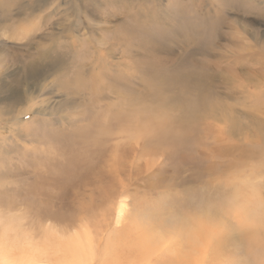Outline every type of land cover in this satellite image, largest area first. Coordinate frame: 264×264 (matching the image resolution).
Wrapping results in <instances>:
<instances>
[{"label":"rangeland","instance_id":"rangeland-1","mask_svg":"<svg viewBox=\"0 0 264 264\" xmlns=\"http://www.w3.org/2000/svg\"><path fill=\"white\" fill-rule=\"evenodd\" d=\"M211 24L220 27L211 43L213 45L204 50V29ZM153 38H156L155 42L150 41ZM156 41L159 47L155 46ZM154 47L159 50L153 51ZM130 52H134V56ZM147 58L164 59L166 66L163 68L167 74L173 78V72L181 75L180 81L165 92L167 113H163L169 117H182L187 113V106L184 107L182 102L190 104L194 92L183 76L192 69L194 61L207 63L211 81L207 79L204 91L209 99L207 108L211 117L205 120L212 127L211 133L205 138L201 136L203 140L193 142V145L177 139L179 133L164 143L159 135L145 129L146 133H141L143 138H135L133 144L127 141L131 147L124 142L120 148L123 161L110 192L100 198L88 199L85 188L78 187V181L87 176L66 179L62 173L63 165L57 164L54 154L60 145H65L68 135L85 124L84 121L88 122V116H92L90 108L94 109L95 103H106L105 100L98 103L95 96L111 91L109 86L113 87V82L118 86L114 88L117 104L120 102L118 96H127L126 87L130 84L136 86L129 87L132 91L129 94L133 96L134 91L143 93L152 86L149 83L152 80L139 73L140 68L152 67ZM131 76L142 78L132 80ZM82 80H87V84L98 80L96 94L93 98L88 92L84 93L77 99L81 106L74 109V99L68 88L76 89V83ZM122 80L128 86L123 85ZM139 81L145 82V86L142 82L141 87ZM138 87L142 90L139 93ZM149 98L142 96L144 108L159 107L158 101ZM142 106L131 114L141 117L142 111L139 110ZM147 113L143 116L153 118L155 115ZM71 120L74 123H70ZM55 136L59 138L56 141ZM186 136L189 135L186 133ZM139 140L144 141L139 144ZM232 163H237L239 168L231 169ZM205 166L213 167L215 175L210 170L203 174ZM232 178L238 181L234 182L235 189L232 188L230 193L228 183ZM247 184L249 188H245ZM215 185L220 188L214 190L217 189ZM222 190H228L225 192L227 197L223 198L225 203L232 200L229 194L234 195L236 190L240 200V195L242 198L251 196V202H254L257 195L264 204V0H0L1 260L8 257L13 264H176L183 259L180 255L184 249L179 246V241L192 239L194 243L182 252L195 254L191 264H236L232 255L241 257L244 263L240 260L238 264H264V256L258 257V252L250 255L244 242L240 245V252L235 253L233 247H230L231 252L230 248L225 249L224 263L212 262L213 256L205 253L207 250L219 252L212 247L216 241H211L205 248L202 240L208 241L197 236L194 230L197 222L193 221L191 214H196L195 209L200 211L204 201L215 207ZM254 191L257 194L253 195ZM125 192L130 195L127 197ZM181 198L184 201L180 202ZM82 200H86L84 205L87 207L80 205ZM122 202L126 206H122ZM248 207V216L239 213L236 206H232L230 212L221 210L223 215L215 209L214 221H217L209 227L210 231L219 235L229 226L227 233H234L232 237H237L234 229L238 227L239 230V225L243 223V227H247L255 223L264 233V220L254 219ZM258 212L261 216L256 217L264 215ZM177 217H184L186 221L183 220L182 224ZM163 220L168 222L166 227L162 226L166 224ZM252 255H256V260Z\"/></svg>","mask_w":264,"mask_h":264},{"label":"bare ground","instance_id":"bare-ground-1","mask_svg":"<svg viewBox=\"0 0 264 264\" xmlns=\"http://www.w3.org/2000/svg\"><path fill=\"white\" fill-rule=\"evenodd\" d=\"M236 1V0H235ZM178 14V13H177ZM139 15V14H138ZM186 15V14H185ZM181 16V15H180ZM189 16V15H188ZM132 17V16H131ZM192 17V16H191ZM190 17V20H192ZM194 17V16H193ZM146 18V17H145ZM145 18H144V23L146 22L145 21ZM148 18V17H147ZM142 20H143V17H142ZM148 20V19H147ZM189 20V19H188ZM140 21V20H139ZM138 21V22H139ZM161 21V20H160ZM179 21V20H178ZM148 22V21H147ZM146 22V23H147ZM186 22V21H185ZM163 23V22H162ZM181 23V22H179ZM187 23V22H186ZM193 23V22H192ZM190 23V24H192ZM140 24V23H139ZM164 24V23H163ZM169 25V24H168ZM205 25V24H204ZM212 25V24H211ZM206 25L205 27V42L204 44L202 45L203 49L206 50L210 48V45H213L211 44L213 42V40L215 39V35L216 33L218 32V28L220 27V25L218 24H215V25ZM163 26V25H162ZM179 26V25H178ZM193 26V25H192ZM201 26H203V24H201ZM161 27V26H160ZM130 28V27H129ZM133 28V27H131ZM141 28V27H139ZM166 28V27H165ZM177 28V27H176ZM175 28V29H176ZM179 29V28H178ZM149 30V29H148ZM155 30V29H154ZM180 30V29H179ZM178 30V31H179ZM203 30V29H202ZM200 30V31H202ZM125 31V30H124ZM123 31V32H124ZM162 31V30H161ZM181 31V30H180ZM176 32V31H175ZM187 32V31H186ZM194 30L191 29V33L194 34ZM142 33V32H141ZM174 33V32H173ZM188 33V32H187ZM208 33H209V36H208ZM116 34V33H115ZM190 33H188L189 35ZM191 34V35H192ZM117 35V34H116ZM153 35V34H152ZM157 35V34H156ZM175 35V34H174ZM177 35V34H176ZM190 35V36H191ZM134 36V35H133ZM140 36V34H139ZM142 36V35H141ZM146 36V34H145ZM147 36H150V35H147ZM146 36V37H147ZM164 36V35H163ZM172 36V35H171ZM193 36V35H192ZM208 36V37H207ZM217 36V35H216ZM125 37V36H124ZM131 37V36H130ZM135 37V36H134ZM144 37V36H143ZM152 37V36H150ZM155 37V36H154ZM169 38V36H167ZM127 38V37H126ZM174 38V37H173ZM176 38V37H175ZM179 38V37H178ZM117 39V38H116ZM123 39V38H122ZM135 39V38H133ZM140 39V38H139ZM156 39V38H155ZM153 38V40L150 39V41H154L155 40ZM200 39V38H199ZM114 40V38H113ZM141 40V39H140ZM148 40V39H147ZM166 40V39H165ZM173 40V39H172ZM122 41V40H121ZM124 41V40H123ZM128 41V40H127ZM134 42V40H132ZM136 42H138L136 39H135ZM149 41V40H148ZM149 41V43H151ZM159 41V39H158ZM180 41V40H179ZM131 42V40H130ZM155 42V41H154ZM154 42H152L151 44L154 45ZM157 42V41H156ZM111 43V42H110ZM120 43V42H119ZM118 43V45L120 46V44ZM141 43V42H140ZM139 43V44H140ZM162 43V42H161ZM164 43V42H163ZM167 43V42H166ZM165 43V44H166ZM178 43V42H177ZM112 44V43H111ZM122 44V43H121ZM124 45L126 43H123ZM131 44V43H130ZM144 44V42H143ZM142 44V45H143ZM148 44V43H147ZM157 44V45H156ZM155 44V46L157 47L158 46V42ZM114 45H116V43H114ZM128 45V44H126ZM160 45V44H159ZM172 45V44H171ZM113 46V45H111ZM152 46V45H151ZM163 46V45H162ZM125 47V46H124ZM159 47V46H158ZM164 47V46H163ZM110 48V47H109ZM117 48V47H116ZM135 48V47H133ZM162 48V47H161ZM132 49V48H131ZM139 49V48H138ZM145 49V48H144ZM159 50L158 49H155L152 48V50ZM114 50H115V47H114ZM133 50V49H132ZM136 50V49H135ZM143 51V49H141ZM153 50V51H154ZM164 50V49H161V51ZM166 50V49H165ZM199 50V49H198ZM201 50V49H200ZM203 50V51H204ZM137 51V50H136ZM139 52H142L140 50H138ZM137 51V52H138ZM147 51V50H146ZM145 51V53H146ZM149 51L151 52V48L149 49ZM201 51V53L203 52ZM114 52V51H113ZM160 52V51H159ZM166 52V51H164ZM171 52V51H170ZM131 53V52H130ZM163 53V52H162ZM208 53H210V51H208ZM128 54V53H127ZM132 55L134 54L131 53ZM155 55L157 54V51H155L154 53ZM153 54V56H154ZM191 54V53H190ZM198 54V53H196ZM130 55V54H128ZM146 55V54H145ZM194 55V54H193ZM201 55V54H200ZM134 56V55H133ZM140 56V55H139ZM149 57V56H148ZM152 57V56H151ZM158 57V56H157ZM160 58V57H159ZM140 59V58H139ZM143 59V58H142ZM145 59V58H144ZM149 60V62L151 63V68H147V69H141L140 67L142 66H137L140 68V74L141 76L143 75L144 77H148L150 80H152V82H149V83H152V86L148 87V90H144L143 93L140 92V88L143 87V84L145 82L143 81H139L141 82L140 84H142V86L140 87L139 85V90H138V93L140 92L141 95L143 96V98L145 97H150L149 100H152V101H158L159 104L158 106L159 107H153V108H149V107H145L142 106L143 105V100L142 99V96H140L139 94L135 93L137 91H134V95L133 96L132 94H129V93H132V91H130L131 89L129 88L130 86H132V84H130L129 87H126V95L127 96H118L117 99L121 102V105H118L120 104V102H118V104L114 101V95L116 90L114 91V88H117L118 86L114 84H112L113 87H110L109 85V88H112L111 91L107 92V94H105L106 92H103L102 89L101 91L103 92L102 94H105L102 95V94H98L97 96H95L96 94V88H95V85L96 83L98 82H95L90 84V81H89V84H87V80L85 81H80V82H77L76 86L77 88L76 89H70L68 88L69 90V95L71 94V97L73 96V104H72V108L74 109H77L79 108L81 105L79 104L78 102V98L80 97H83L84 96V93L87 94V92L89 94H91L90 96L93 97L95 96L96 99H98V103H100L102 100H105L106 103L103 105L100 103V105H95L94 104V109L93 107H89L90 108V111H92V116L89 117L91 114L89 112V116L88 118H86V120L88 119V122L84 121L85 124H81V126H79L75 131L73 130H70V131H73L71 133V135L67 138V141L65 143V145H60L58 148H57V154L53 157L55 158L57 164H62L63 165V169H62V173L66 176L65 178L66 179H74L76 176L78 175H86L87 177H84L82 178V180L78 181V187H83L85 188V196L90 199V198H93V197H102V194L104 193H107L109 190H110V187L113 186V182L114 180L116 179V175L117 173L119 174V167L120 165L122 164V159L121 156L123 154H119V152H121L120 148L123 146V143L126 142L128 143L127 141H129L130 143H132V140H134L135 138H137L136 140L138 139H141V137L146 133L145 131L147 130H150V131H153L155 134H157V136L159 135L160 138H163L164 140V143H167L168 142V138H172L174 134L176 133H182V134H176V137L177 139H179L180 141H183V142H188V143H192L193 142H201V139L202 137L205 138L208 137V134L211 130L212 127H209V123L206 122L205 119L211 117L209 112H208V108L207 106L209 105L208 104V97H207V92L205 93L204 89L206 88L205 85L206 84V81L208 79V74H207V70H208V65L207 63L204 61V62H193V65H192V69L188 71L187 75H184L183 78L185 77V82L188 83L190 82V85H187L189 87V89L191 91L194 92V97L192 98L193 100L190 102V104H187V103H183L182 104L184 105V107L187 106V108L185 109L186 112H183V113H186L185 115H183L182 117H169L170 115L167 114L165 115L163 112L167 113L166 111V108H165V103L167 102V98L165 96V92L167 93L169 91V89H172V87L174 85H176V81H180V78H181V75L179 74V72H173V75H174V78L172 77V75H169L165 72L164 70V66H166L164 59H160V60H153L154 58L150 59V58H147ZM158 59V58H157ZM146 60V59H145ZM136 61V60H135ZM141 61V59H140ZM148 63V61H145ZM119 63V62H118ZM123 63V62H122ZM140 63V62H139ZM183 63V62H181ZM134 64V63H133ZM141 64H144V63H141ZM172 64V63H171ZM123 65V64H122ZM121 65V66H122ZM132 65V64H131ZM145 66L147 64H144ZM168 65V64H167ZM170 65V64H169ZM168 65V66H169ZM106 66V65H105ZM104 66V67H105ZM116 66V65H115ZM120 66V65H119ZM167 66V67H168ZM103 67V68H104ZM134 67V66H132ZM131 67V69H132ZM166 67V68H167ZM174 68V66H172ZM115 68V67H114ZM126 68H130V67H126ZM136 68V67H135ZM106 69V68H105ZM168 69V68H167ZM178 69V68H177ZM102 70V69H101ZM100 70V71H101ZM111 70V69H109ZM108 70V71H109ZM119 70V69H118ZM136 70V69H135ZM183 70V69H182ZM213 70V69H212ZM99 71V70H98ZM107 71V70H105ZM104 71V72H105ZM114 71H117V70H114ZM133 71V70H132ZM173 71V70H172ZM103 72V73H104ZM119 72V71H118ZM121 72V71H120ZM129 72V69L128 71ZM212 72V71H211ZM97 73V72H96ZM101 73V72H99ZM112 73V72H110ZM116 73V72H115ZM123 73V72H122ZM134 73L136 74V72L134 71ZM83 74V73H81ZM211 74V73H210ZM209 74V75H210ZM92 74H90V77ZM99 75V74H97ZM104 75V74H103ZM111 75V74H110ZM127 75V74H126ZM125 75V77H126ZM137 75V74H136ZM83 76V75H82ZM95 76V75H93ZM102 77V75H99V77ZM114 76V75H113ZM139 76V75H138ZM140 76V77H141ZM96 77V76H95ZM99 77L97 76V79H99ZM108 77V76H107ZM110 77V76H109ZM112 77V75H111ZM115 77V76H114ZM129 77V76H128ZM139 77V78H140ZM210 77V76H209ZM82 78V77H80ZM86 78V76L84 77ZM117 78V77H116ZM127 78V77H126ZM132 78V76L130 77ZM129 78V79H130ZM134 79H137L136 77H133ZM132 78V80H133ZM138 78V80H139ZM142 78V77H141ZM92 78H90L91 80ZM174 79V80H173ZM92 80H95V78H93ZM112 80H114L112 78ZM116 80V79H115ZM117 80H120V79H117ZM126 80V79H125ZM146 80V79H145ZM209 81H211L210 79H208ZM108 81V79L106 80ZM123 81V80H122ZM131 81V79H130ZM129 80L128 82L131 83ZM147 81V80H146ZM208 81V82H209ZM73 82V81H72ZM75 82V81H74ZM92 82V81H91ZM112 82V81H111ZM116 84L118 83V81H115ZM124 82V81H123ZM133 82V81H132ZM103 83V82H102ZM105 84H108L106 82H104ZM148 83V84H149ZM70 84V83H69ZM101 84V83H100ZM111 84V83H109ZM126 84V82L123 83V85ZM193 84V86L191 85ZM211 84V83H210ZM120 85V84H119ZM121 85H122V82H121ZM122 85V86H123ZM135 85V84H134ZM134 85L132 87H134ZM73 85H71L72 87ZM97 86V85H96ZM100 86V85H99ZM103 86V85H102ZM107 86V85H106ZM115 86V87H114ZM117 86V87H116ZM126 86H128L126 84ZM145 86V84H144ZM67 87V86H66ZM136 87V86H135ZM134 87V88H135ZM177 87V86H176ZM208 87V86H207ZM210 87V86H209ZM100 88V87H99ZM107 88L106 87V91H107ZM120 88V87H119ZM119 88L117 90H119ZM122 88L125 89V86H123ZM136 88V89H138ZM65 89V88H64ZM63 89V90H64ZM130 89V90H129ZM146 89V88H144ZM104 90V91H105ZM210 90V89H209ZM66 91V90H64ZM86 91V92H85ZM99 91V90H97ZM124 91V90H123ZM142 91V90H141ZM172 91V90H171ZM182 91V90H181ZM118 92V91H117ZM121 92V91H120ZM187 92V91H186ZM192 92V93H193ZM97 93H100L97 92ZM124 93V92H123ZM191 93V92H190ZM111 94V96L109 97V95ZM137 94V95H136ZM192 95V94H191ZM190 95V96H191ZM212 95V94H211ZM171 95H169L170 97ZM177 96V95H176ZM180 96V95H179ZM86 97V96H85ZM89 97V95H88ZM192 97V96H191ZM94 98V97H93ZM93 98H90L91 100ZM171 98V97H170ZM210 100L212 98L209 97ZM72 99V98H71ZM172 99V98H171ZM183 100V99H182ZM186 100V98H185ZM188 100V99H187ZM208 100V101H207ZM88 101V100H86ZM95 101V100H94ZM184 101V100H183ZM212 101V100H211ZM90 102V101H89ZM103 102V101H102ZM142 103V104H141ZM173 103V102H172ZM178 103V102H177ZM214 103V102H213ZM90 104V103H89ZM212 104V103H211ZM80 105V106H79ZM103 105V106H101ZM142 106L140 107V110L139 111H142L140 112V114H142L141 117H138V115H136L138 118H141L140 120L138 118L135 117V115L131 114L132 111L136 112V109H138V106ZM189 105V106H188ZM174 106V105H173ZM176 106V105H175ZM217 106V105H216ZM71 108V110H72ZM147 108V109H146ZM149 108V109H148ZM169 108V106H168ZM178 108V107H177ZM176 108V109H177ZM213 108V107H212ZM88 109V106H86V110ZM93 109V110H92ZM183 109V110H184ZM211 109V108H210ZM214 109V108H213ZM212 109V110H213ZM170 110V108H169ZM79 111V110H78ZM88 111V110H87ZM146 111H148L149 113H154V117L153 118H149V117H144L143 116V113H147ZM182 111V110H181ZM216 111V110H215ZM218 111V110H217ZM81 112V111H80ZM84 113V112H83ZM147 113V114H149ZM163 113V114H162ZM180 113V112H179ZM215 113V112H214ZM72 115V113H70ZM77 114V113H76ZM81 114V113H80ZM213 114V113H212ZM79 115V114H78ZM169 115V116H168ZM175 115V114H174ZM69 116V115H68ZM76 116V115H75ZM73 116V117H75ZM87 116V115H86ZM218 116V115H217ZM70 117V116H69ZM85 117V116H84ZM151 117V116H150ZM74 120V119H73ZM71 120L70 123H74V121ZM81 120V121H82ZM64 121V120H63ZM77 121V120H76ZM79 121V120H78ZM127 123V125L125 126L124 123ZM76 123V122H75ZM61 124V123H60ZM76 126L78 125L77 123L75 124ZM74 125V127H76ZM216 125V124H215ZM68 126V125H67ZM71 126V125H70ZM211 126V125H210ZM63 127V126H62ZM65 127V126H64ZM72 127V126H71ZM67 128V127H66ZM73 129V128H72ZM146 129V130H145ZM57 130V129H56ZM135 130V133H133V131ZM218 131V130H217ZM138 132V133H137ZM145 132V133H144ZM137 133V135H136ZM141 133H144L141 135ZM186 133L189 135V136H186ZM211 133V132H210ZM52 134V133H51ZM56 134V133H55ZM53 133V136L55 135ZM70 134V133H69ZM58 136V134H56ZM60 135V134H59ZM153 135V134H152ZM137 136V137H136ZM154 136V135H153ZM202 136V137H201ZM50 137V136H49ZM63 137V136H62ZM144 137V136H143ZM142 137V138H143ZM148 137V136H147ZM156 137V136H155ZM211 137V135H210ZM54 138V137H53ZM57 137L55 136L54 140L56 139ZM61 138V137H60ZM65 138V137H63ZM62 138V140H63ZM149 138H152V137H149ZM158 138V137H157ZM156 138V139H157ZM59 139V138H57ZM145 139V138H144ZM61 140V139H60ZM61 140V141H62ZM203 140V139H202ZM56 141V140H55ZM58 141V140H57ZM65 141V139H64ZM140 141V140H139ZM142 142L144 140H141ZM141 141L139 142V144L141 143ZM172 141V140H171ZM52 142V141H50ZM59 142V141H58ZM63 142V141H62ZM137 141H135L136 143ZM174 143V141H173ZM53 144V143H52ZM133 144V143H132ZM138 144V143H137ZM179 144V143H178ZM184 144H187V143H184ZM205 144V143H204ZM129 147H131V145L128 143ZM127 145V146H128ZM156 145V144H155ZM161 145V144H160ZM163 147L165 144H162ZM194 145V144H193ZM198 145V144H197ZM49 146V144H48ZM126 146V144L124 145ZM179 146V145H178ZM201 146V145H200ZM204 146V145H203ZM202 146V147H203ZM133 147V145H132ZM135 147H137L135 145ZM156 147V146H155ZM181 147V146H180ZM194 147V146H193ZM199 147V146H198ZM126 149V148H125ZM128 149V148H127ZM206 149V148H205ZM203 149V150H205ZM51 150V149H50ZM124 150V149H123ZM167 150V148H166ZM53 151V150H52ZM200 151V149H199ZM203 152V151H202ZM50 153V152H48ZM124 153V152H123ZM136 153V152H135ZM134 153V154H135ZM53 154V153H52ZM205 154V153H204ZM206 155V154H205ZM204 155V156H205ZM209 155V154H208ZM125 156V155H124ZM49 157V156H48ZM51 158V157H50ZM202 160V157L200 158ZM204 159V158H203ZM241 159V158H240ZM50 160V159H49ZM52 160V159H51ZM189 160V159H188ZM206 161V159H205ZM215 161V160H214ZM50 162V161H49ZM48 162V163H49ZM190 162V161H189ZM210 162V161H209ZM200 163V162H199ZM208 164V163H207ZM232 165V167H230L231 169H237L239 168L238 167V164L237 163H232L230 164ZM47 166V165H46ZM45 166V167H46ZM124 166V165H123ZM196 167V166H195ZM201 166H199L200 168ZM206 167V166H205ZM193 169V168H192ZM218 169V168H217ZM228 169V168H227ZM226 169V170H227ZM186 170V169H185ZM211 171L212 173L211 174H214L215 175V171H214V168L211 167V168H205L202 172L203 174L207 173L208 171ZM216 170V169H215ZM47 171L44 170V172ZM224 171V170H223ZM229 171V170H227ZM236 171V170H234ZM238 171V170H237ZM176 172V171H174ZM223 173V172H222ZM239 173V172H238ZM191 174V173H190ZM210 174V175H211ZM119 177V175H117ZM184 176V175H183ZM234 176H237L235 175L234 173ZM233 177V176H232ZM209 178V177H208ZM196 179V178H195ZM194 179V180H195ZM213 179V178H212ZM227 179V178H226ZM120 180V179H119ZM117 181L120 182V181ZM198 180V179H197ZM208 180V179H207ZM206 180V181H207ZM216 180V178H215ZM218 180V178H217ZM240 180V179H239ZM98 181V182H97ZM210 181V180H209ZM214 181V179L212 180V182ZM228 181V180H226ZM238 181L236 178H232L231 181L229 180V183L230 184V187H231V191L230 193L233 191L232 188L235 189V185H234V182ZM110 183V185H108L107 183ZM200 182V181H199ZM219 182V181H218ZM160 183V182H159ZM163 183V182H162ZM227 183V182H226ZM129 184V183H128ZM202 184V183H201ZM209 184L211 185L212 183L209 182ZM215 184V182H214ZM222 184V182H221ZM224 184V183H223ZM156 185V184H155ZM219 185V184H218ZM226 185V184H225ZM208 186V185H207ZM216 186V185H215ZM237 186V184H236ZM239 186V185H238ZM253 186V185H252ZM190 187V186H189ZM223 187V185H222ZM221 187V188H222ZM124 189V186L122 187ZM217 188V186H216ZM220 187H218L217 189L214 188V190H218ZM225 188V186L223 187ZM227 188V187H226ZM245 188H249V185L247 184ZM205 189V188H204ZM229 190V188H227ZM112 190V189H111ZM116 190V189H115ZM206 190V189H205ZM209 190V188H208ZM206 190V191H208ZM211 190V189H210ZM225 190V189H224ZM222 190L219 195H220V199H217V204H214L215 207H213L211 205L210 202L204 201V204L202 203L203 207L201 208L200 207H197V208H201L199 209L200 211H198V209H195V213L196 214H191V217L194 220L195 223L197 222V225L195 226V232H197V236L198 237H202L203 239H206L208 242H206L205 240H202L204 241L205 243V248L206 247H209L210 246V242L211 241H214L215 244L213 247V249H217L219 250V252H210L209 250H207V252H205L206 254H208L211 258L213 256V259H212V262L214 261H219L221 263H224L223 262V256L225 257V252L227 248H230V247H233V252L237 253V252H240V245L244 242L246 245V249H247V252L254 254V252H258V257L260 256L263 257L264 254V233H262V227H257L259 225H248L247 227H243V223L242 221H240L242 223V225H239L240 227L242 226V228L240 229L239 227V230L238 229V225L236 226L237 229H234V232L238 234L237 237H232L234 235V233H232L233 235H231L230 233H227V230H229V226L225 229L224 232L225 235H223V233L220 231L219 232V235H216V233L214 234L213 231H210L209 227H212V224L217 221L215 220L214 221V214L213 212L215 213L216 210H217V213L218 211L220 212L221 210L224 211V209H226V211L229 210L230 212V208L232 206H236V207H239L240 210L239 213H245L247 214V206H249L248 210H250L252 216L254 217V219H258V221L260 220H264V215L262 217H256V215L259 214L258 211H261L263 214H264V204L262 203V200L260 198L257 197H254L255 198V201L254 202H251L252 200V197L250 196L249 198L248 197H243L240 195V198L242 200L239 199V196L237 194H239V192L236 190L234 195L233 194H229V196H231L232 200L229 201V203H225L223 201V198L227 197V193L225 194V192H228ZM239 190V189H238ZM240 190H242V187H240ZM81 191V190H80ZM127 191V190H126ZM77 192V191H76ZM110 192V191H109ZM115 192V191H114ZM215 192H218V191H215ZM123 193V192H122ZM127 192H125L126 194ZM79 194V193H78ZM83 194V195H84ZM111 194V193H110ZM128 194V193H127ZM215 194V193H214ZM213 194V195H214ZM257 193H255V191L253 192V195H255ZM81 195V194H80ZM130 194L127 195V197L129 196ZM199 195V194H198ZM216 195V194H215ZM235 195H237L238 197H236ZM108 196V195H107ZM110 196H113L112 194ZM115 196V195H114ZM162 196V195H161ZM194 196V195H193ZM217 196V195H216ZM246 196V195H245ZM79 197V196H78ZM81 197H84V196H81ZM109 197V196H108ZM260 197V196H259ZM98 198V199H99ZM229 198V199H231ZM238 198V199H237ZM81 199V198H80ZM79 199V200H80ZM87 199V200H88ZM107 199V198H106ZM111 199H114V198H111ZM134 200V199H133ZM139 200V199H138ZM180 202L184 201L182 198L179 199ZM193 200V199H192ZM203 200V199H202ZM225 200V199H224ZM227 200V198H226ZM254 200V199H253ZM84 201L86 200H82V201H79L80 205L81 206H84V207H87L85 206L84 204ZM107 202V201H106ZM112 202V201H111ZM132 202V201H131ZM88 203V201H87ZM92 203V202H90ZM95 203V201H94ZM113 203V202H112ZM125 203V202H124ZM123 202L120 203L123 205H125ZM139 203H140V200H139ZM138 203V204H139ZM96 204V203H95ZM137 204V205H138ZM200 204V203H199ZM213 204V203H212ZM227 204V205H226ZM92 205V204H91ZM94 205V204H93ZM92 205V206H93ZM97 207H105L104 205H96ZM126 206V205H125ZM82 207V208H84ZM89 207V206H88ZM95 207V205H94ZM93 207V208H94ZM108 206H106L107 208ZM138 207V206H137ZM140 207V206H139ZM167 207V206H166ZM169 207V206H168ZM167 207V208H168ZM178 207V206H177ZM90 208V207H89ZM96 208V207H95ZM214 211H213V209ZM235 208V207H234ZM88 209V208H87ZM212 209V210H211ZM216 209V210H215ZM233 209V208H232ZM83 210V209H82ZM124 209H121V211H123ZM169 210V208L167 209ZM166 211V209H165ZM236 211V209H235ZM237 211V212H238ZM246 211V212H245ZM91 212V211H90ZM88 212V213H90ZM162 212V211H161ZM248 212V213H250ZM260 212V213H261ZM87 213V212H86ZM216 213V214H217ZM221 213V212H220ZM162 214V213H161ZM164 214V213H163ZM222 214V213H221ZM219 214V215H221ZM224 214V213H223ZM222 214V215H223ZM226 214V213H225ZM218 215V217H219ZM231 215V214H230ZM235 217H238L235 213L233 214ZM240 216V214H238ZM243 215V214H242ZM241 215V217H242ZM250 215V214H247V216ZM216 216V215H215ZM226 216V215H225ZM223 216V217H225ZM259 216H261L259 214ZM174 217V216H173ZM233 217V216H232ZM243 218V217H242ZM158 219V218H157ZM168 219V218H167ZM189 219V218H188ZM224 219V218H223ZM239 219V218H238ZM178 221L182 222L183 220H185L184 217H177ZM231 220V219H230ZM233 220V219H232ZM235 220V219H234ZM237 220V218H236ZM240 220V219H239ZM165 221V220H163ZM186 221V220H185ZM192 221V220H191ZM226 221H229V220H226ZM247 221V220H246ZM164 223H166L165 225H162L164 227H166L168 225V222L165 221ZM163 223V224H164ZM191 223V222H190ZM219 223H220V220H219ZM230 223V222H229ZM238 223V222H237ZM263 223V221H262ZM180 224V223H179ZM183 224V222H182ZM186 224V222H185ZM232 225V222L230 223ZM230 225V226H231ZM236 225V224H235ZM185 226V225H184ZM218 227V226H217ZM216 227V228H217ZM264 227V226H263ZM150 228V227H149ZM181 228V227H180ZM185 228V227H184ZM232 228V227H231ZM215 229V228H214ZM219 229V227H218ZM220 229H221V226H220ZM219 229V230H220ZM224 229V228H222ZM264 229V228H263ZM233 230V228L231 229ZM180 237L183 238V233L180 234ZM221 238L220 242H217L219 239ZM179 246L182 247L184 249V251L187 249V248H190V246L194 243V241L192 239L188 240L187 242H181L179 241ZM203 243V242H201ZM243 243V244H244ZM150 247V246H148ZM199 246H197V249H198ZM126 248V247H125ZM133 248V247H132ZM137 249V248H136ZM138 250V249H137ZM135 251V250H134ZM182 251V252H184ZM232 251V248H230V252ZM246 251V250H245ZM132 252V251H131ZM181 252V255L183 257H181L182 260H179L176 261L175 263L176 264H191V258H192V255H195V254H191V253H182ZM134 253V252H133ZM138 253V252H137ZM242 253V252H241ZM256 254V253H255ZM130 255V254H129ZM172 255V254H171ZM232 255V254H231ZM243 255V253H242ZM257 255V254H256ZM256 255H252V256H255L254 257V260H256ZM133 256V255H132ZM179 256V257H180ZM207 257V256H206ZM229 257V256H228ZM233 257V260H235L234 262L236 264L239 263V261L241 260V257L239 256H234L232 255ZM156 259L158 257H155ZM246 257H244L245 259ZM251 258V257H250ZM134 259V258H133ZM229 259V258H228ZM259 259V258H257ZM120 260V259H119ZM177 260V259H176ZM227 260V259H226ZM253 260V261H254ZM121 261V260H120ZM242 261V260H241ZM242 263H244L242 261ZM0 264H13L9 261L8 257H5V259L1 260L0 259ZM225 264V263H224Z\"/></svg>","mask_w":264,"mask_h":264}]
</instances>
